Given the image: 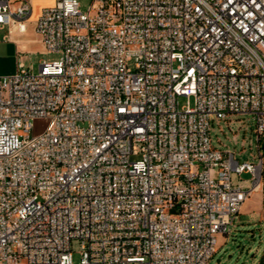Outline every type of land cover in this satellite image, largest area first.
I'll return each mask as SVG.
<instances>
[{
    "label": "built area",
    "instance_id": "obj_1",
    "mask_svg": "<svg viewBox=\"0 0 264 264\" xmlns=\"http://www.w3.org/2000/svg\"><path fill=\"white\" fill-rule=\"evenodd\" d=\"M35 28L60 58L0 75V264H207L264 190V0H56ZM232 115L253 161L212 142Z\"/></svg>",
    "mask_w": 264,
    "mask_h": 264
},
{
    "label": "rangeland",
    "instance_id": "obj_2",
    "mask_svg": "<svg viewBox=\"0 0 264 264\" xmlns=\"http://www.w3.org/2000/svg\"><path fill=\"white\" fill-rule=\"evenodd\" d=\"M80 9L88 11L91 0H78ZM56 0H34L32 2V18L40 15L43 8L53 6ZM37 32V31H36ZM28 38L36 37L33 31ZM60 58V54L49 52L40 43L31 47L13 52L5 62L0 64V71H12L19 69L23 61L25 68L39 71L41 62H53ZM181 105L186 104L187 97L179 98ZM194 104V98H190ZM37 127L42 128V123L37 122ZM212 142L214 146L222 150L235 151L236 157L241 161L252 160L257 152V133L255 124L249 115H232L227 120H214L211 127ZM139 156H132V160ZM251 174L232 173L234 185L244 184L250 186ZM245 180V181H244ZM230 232L218 235V249L207 264H262L264 261V190L255 192L244 204L241 212L234 222L229 225ZM72 260L79 264L82 258L81 243L73 240L71 244Z\"/></svg>",
    "mask_w": 264,
    "mask_h": 264
},
{
    "label": "crops",
    "instance_id": "obj_3",
    "mask_svg": "<svg viewBox=\"0 0 264 264\" xmlns=\"http://www.w3.org/2000/svg\"><path fill=\"white\" fill-rule=\"evenodd\" d=\"M37 18L38 17L32 18V16H30L29 19L22 23H12L3 27L0 36V64L5 62L13 52L27 49L35 43H40L45 49L41 36L36 32L35 23ZM31 31L35 33L36 37H27ZM21 63L24 64L23 61ZM11 73L13 72L0 71V75H8Z\"/></svg>",
    "mask_w": 264,
    "mask_h": 264
},
{
    "label": "bare ground",
    "instance_id": "obj_4",
    "mask_svg": "<svg viewBox=\"0 0 264 264\" xmlns=\"http://www.w3.org/2000/svg\"><path fill=\"white\" fill-rule=\"evenodd\" d=\"M257 191H259V192H260V191H261V189H260V188H257V189L255 190V192H257ZM255 192H254V194H255Z\"/></svg>",
    "mask_w": 264,
    "mask_h": 264
},
{
    "label": "water",
    "instance_id": "obj_5",
    "mask_svg": "<svg viewBox=\"0 0 264 264\" xmlns=\"http://www.w3.org/2000/svg\"><path fill=\"white\" fill-rule=\"evenodd\" d=\"M263 149H264V143H263ZM262 264H264V262Z\"/></svg>",
    "mask_w": 264,
    "mask_h": 264
},
{
    "label": "trees",
    "instance_id": "obj_6",
    "mask_svg": "<svg viewBox=\"0 0 264 264\" xmlns=\"http://www.w3.org/2000/svg\"><path fill=\"white\" fill-rule=\"evenodd\" d=\"M264 262V261H263Z\"/></svg>",
    "mask_w": 264,
    "mask_h": 264
}]
</instances>
